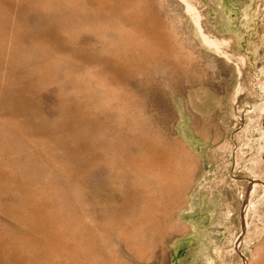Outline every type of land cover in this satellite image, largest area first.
Returning a JSON list of instances; mask_svg holds the SVG:
<instances>
[{
	"label": "rangeland",
	"instance_id": "374dc122",
	"mask_svg": "<svg viewBox=\"0 0 264 264\" xmlns=\"http://www.w3.org/2000/svg\"><path fill=\"white\" fill-rule=\"evenodd\" d=\"M0 264H264V0H0Z\"/></svg>",
	"mask_w": 264,
	"mask_h": 264
},
{
	"label": "bare ground",
	"instance_id": "6f19581e",
	"mask_svg": "<svg viewBox=\"0 0 264 264\" xmlns=\"http://www.w3.org/2000/svg\"><path fill=\"white\" fill-rule=\"evenodd\" d=\"M158 32H159V31H158ZM156 33H157V32H156ZM162 34H163V33H162ZM157 36H158V35H157ZM155 37H156V36H155ZM163 38H165V37H163ZM165 39H167V37H166ZM204 39H205V41H207V37H206L205 34H204ZM167 40H169V39H167ZM157 43H158V42H157ZM212 43L214 44V42H212ZM165 44H166V43H165ZM176 46H177V45H176ZM159 47H160V46H159ZM159 47H158V48H159ZM166 47H167V46H166ZM172 47H173V46H172ZM156 48H157V47H156ZM166 49H167V48H166ZM172 49H173V48H172ZM174 50H175V47H174ZM163 51H164V50H163ZM167 51H168V50H167ZM158 52H159V51H158ZM175 52H177V51H175ZM175 52H174V53H175ZM178 52H179V51H178ZM164 53H165V51H164ZM171 53L173 54V51H172ZM153 54H154V53H153ZM158 55H160V54H158ZM164 55H165V54H164ZM166 55H167V54H166ZM173 55H174V54H173ZM162 56H163V55H162ZM167 56H168V55H167ZM167 56H165V57H167ZM171 56H172V55H171ZM171 56H170V57H171ZM168 57H169V56H168ZM168 57H167V58H168ZM172 57H173V56H172ZM163 58H164V57H163ZM167 58H166V59H167ZM168 59H169V58H168ZM179 59H180V58H179ZM170 62H171V59H170ZM176 62H177V61H176ZM179 62H180V61L178 60V63H179ZM161 63H163V62H161ZM173 64H175V63H173ZM175 65H176V64H175ZM178 65H179V64H178ZM156 66H157V65H156ZM156 66H155V67H156ZM164 66H165V65H164ZM162 67H163V66H162ZM178 67H180V66H178ZM154 69H155V68H154ZM177 69H178V68H177ZM164 70H165V69H164ZM172 71H173V70H172ZM155 72H156V71H155ZM160 73H161V72H160ZM160 73H159V74H160ZM165 74H166V73H165ZM174 74H175V72H174ZM177 74H178V73H177ZM156 75H157V74H156ZM156 77H157V76H156ZM173 77H176V76H173ZM153 80H154V79H153ZM155 80H156V79H155ZM176 80H177V79H176ZM172 81H173V80H172ZM174 82H175V81H174ZM147 84H148V83H147ZM147 84H146V85H147ZM152 84H153V82H152ZM178 84H179V83L176 84L175 88L173 87L174 83L172 84V87L174 88V92H178L179 89L181 90L180 85H178ZM159 85H160V84H159ZM148 86H149V85H148ZM170 86H171V84H170ZM170 88H171V87H170ZM171 89H172V88H171ZM147 90H148V89H147ZM166 92H167V91H166ZM87 93H88V92H87ZM83 94H84V93H83ZM85 94H86V93H85ZM145 94H146V93H145ZM163 95H164V94H163ZM83 96H84V95H83ZM85 96H87V95H85ZM86 98L88 99V97H86ZM84 100H86V99H84ZM141 100H142V99H141ZM86 101H87V100H86ZM88 101H89V100H88ZM93 101H94V100H93ZM100 101H102V100H100ZM103 102H104V101H103ZM103 102H102V103H103ZM90 103H91V102H90ZM143 103H144V102H143ZM101 105H103V104H101ZM100 107H101V106H100ZM146 109H148V108L146 107ZM159 132H160V131H159ZM159 137H160V136H159ZM163 143H164V142H163ZM173 154H174V153H173ZM173 154H172V155H173ZM260 161H262V160H260ZM258 162H259V159H258ZM260 163H261V162H260ZM258 164H259V163H258Z\"/></svg>",
	"mask_w": 264,
	"mask_h": 264
}]
</instances>
